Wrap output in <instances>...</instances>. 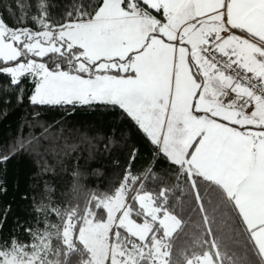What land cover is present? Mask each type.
Segmentation results:
<instances>
[{
	"label": "snow or ice",
	"instance_id": "snow-or-ice-1",
	"mask_svg": "<svg viewBox=\"0 0 264 264\" xmlns=\"http://www.w3.org/2000/svg\"><path fill=\"white\" fill-rule=\"evenodd\" d=\"M12 112L0 264H264V0H0Z\"/></svg>",
	"mask_w": 264,
	"mask_h": 264
},
{
	"label": "trees",
	"instance_id": "trees-1",
	"mask_svg": "<svg viewBox=\"0 0 264 264\" xmlns=\"http://www.w3.org/2000/svg\"><path fill=\"white\" fill-rule=\"evenodd\" d=\"M19 119V114L16 113V112H12L8 119L6 121H4V124L3 125H0V131H4V132H7V130L9 128H12L14 129L15 126H16V123H17V120ZM11 165H10V171H11ZM21 168L23 167L22 165L20 166ZM13 198L12 196V192L10 190L9 194L7 197H5L4 199L6 200H11Z\"/></svg>",
	"mask_w": 264,
	"mask_h": 264
}]
</instances>
